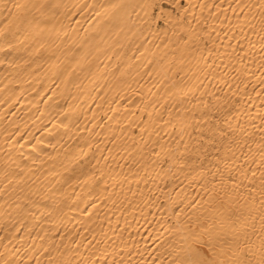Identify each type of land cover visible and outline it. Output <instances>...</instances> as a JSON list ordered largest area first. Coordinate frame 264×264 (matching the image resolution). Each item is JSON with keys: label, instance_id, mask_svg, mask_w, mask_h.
<instances>
[{"label": "bare ground", "instance_id": "obj_1", "mask_svg": "<svg viewBox=\"0 0 264 264\" xmlns=\"http://www.w3.org/2000/svg\"><path fill=\"white\" fill-rule=\"evenodd\" d=\"M0 264H264V0H0Z\"/></svg>", "mask_w": 264, "mask_h": 264}, {"label": "rangeland", "instance_id": "obj_2", "mask_svg": "<svg viewBox=\"0 0 264 264\" xmlns=\"http://www.w3.org/2000/svg\"><path fill=\"white\" fill-rule=\"evenodd\" d=\"M163 7H166V5H165V4H163Z\"/></svg>", "mask_w": 264, "mask_h": 264}]
</instances>
